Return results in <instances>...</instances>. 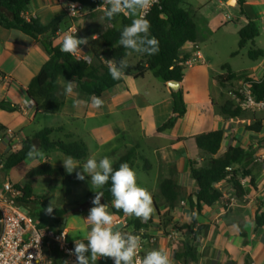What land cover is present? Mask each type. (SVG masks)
<instances>
[{"label": "crops", "instance_id": "crops-1", "mask_svg": "<svg viewBox=\"0 0 264 264\" xmlns=\"http://www.w3.org/2000/svg\"><path fill=\"white\" fill-rule=\"evenodd\" d=\"M214 1L216 0H199L197 7L191 4L195 18L203 16L208 25H214L215 18L211 5ZM228 1L217 0L223 7L230 6ZM244 1L243 8L250 19H264V0ZM47 4H49L48 0H41L40 9L49 7ZM236 5H238L237 0ZM39 11H32L30 8L28 12H25V16L28 19L38 17ZM244 20L247 21L246 18ZM41 21L47 23L43 19ZM196 23L199 28L198 42L186 44L182 48L183 54L190 55V59H194L195 46H198L201 55V59H195L194 66L188 67L183 79L187 113L178 120L173 130L167 133H160L158 129L173 112L174 100L168 84L164 81L158 83L156 80L159 78H156L152 72L154 81L149 83H146L149 72L144 78L125 77L121 85L105 93L102 99L104 105L100 109L88 106L74 107V101L77 99L86 101L88 105L91 104V99L79 97L76 86H74L76 95H66L67 82L74 80L60 77L57 94L64 100L63 107L55 114L38 110L34 102L27 97L26 91L43 65L50 60V55L40 40L32 39L19 30H6L0 27V101L19 105V111L13 113L0 110V123L25 138L29 135H25L24 130L38 122L41 117L60 116L63 119L61 124L46 128L54 130L51 135L54 141L62 140L68 143L83 141L87 145L88 157L78 161L81 166L89 157L99 160L105 156L109 157L114 164L133 148L136 150V157L131 168L134 171L136 168L139 172H144L147 180L155 182L150 187V191L159 190V184L170 178L171 168L177 170V178L183 192V203H188V197L197 192V183L190 177V162L196 161L200 165L204 160V155L197 147L194 138L201 133L225 130L226 138L220 154L224 153L230 145L240 144L244 147L250 158L246 159L242 166H247L252 172L256 188L250 186V177L244 179L243 184L246 186L247 194L243 200H238L233 197L230 184H219L218 187L223 191L224 196L230 198L212 208L206 207L202 215L197 218V225L192 234H195L194 246L198 252V260L192 264H264V228L257 232L255 225L256 211L264 201V131L261 135L243 131L232 124L233 119L221 116L220 107L226 99L219 102L223 89L217 82V77L226 74V71L222 69L223 66L220 69L216 68L214 62L201 50L204 38L200 25L197 21ZM98 35H95L93 39L98 38ZM256 45L255 40L253 48L262 49ZM84 52L94 56L87 47ZM256 62L258 64L252 70L260 72L264 68V62L261 59ZM103 117L109 118L110 121L101 123L102 120L99 121V119ZM114 126L117 130L112 128ZM36 132L31 131L33 135ZM90 144L93 152H91ZM38 150L43 153V157L33 158L35 160L33 168L41 164L63 168L64 178L69 179V184L76 183V176L68 174L63 164L55 162L53 155L58 154L57 152ZM85 178L89 177L86 175ZM140 186L149 190L143 182ZM64 192L66 195L70 193L66 189ZM180 208H177L175 220ZM126 217V215L114 216L113 229H117L115 226L117 220H126ZM189 217L191 221V216ZM190 221L183 224H189ZM241 225L248 233L246 240L240 235ZM59 227L57 225L46 229L56 232ZM66 231L69 234V231ZM84 238L71 239L75 241ZM149 238L145 242L146 252L163 249L169 253L173 264L181 263L174 258L180 249L177 242L164 239L161 243L159 241L152 243ZM84 241L87 242V240ZM245 241H247L246 244H244ZM171 249L173 255H171ZM98 261V264H105L103 257ZM108 264L111 262L109 261Z\"/></svg>", "mask_w": 264, "mask_h": 264}, {"label": "trees", "instance_id": "trees-1", "mask_svg": "<svg viewBox=\"0 0 264 264\" xmlns=\"http://www.w3.org/2000/svg\"><path fill=\"white\" fill-rule=\"evenodd\" d=\"M69 1L81 3L90 12L106 7L100 6L103 4V0ZM33 2L34 0H0V27L6 30H19L32 39L40 40L50 55V60L43 65L26 91L27 97L34 102L38 110L41 109L48 114H55L61 110L64 100L57 94L60 77H68L76 82V91L79 97L90 98L95 95L103 99L108 90L124 82V78L121 80L112 79L109 75V62L119 64L121 59H127L130 67L125 70V77L144 78L146 73L152 72L156 78L161 79L166 84L168 82H178L180 84L179 89H170L174 100V109L168 120L159 127L158 131L160 133L173 130L178 120L187 113L183 79L188 70L186 62L190 59V55L183 54L182 48L186 44L197 43L199 39V28L195 21L196 18L190 0H159L147 13L146 18L151 23V35L159 42V52L155 55L133 52L130 56L125 57L126 49L119 44V38L122 28L129 25L134 17L120 14L113 20H108L103 11L104 22L111 23L112 26L102 30L98 38L95 39L100 47V52L96 53L95 51L90 64L85 59H79L76 55L61 52L62 41L58 44L54 43L57 33L63 28L61 17H56L47 23H43L38 17L26 18L25 12H28ZM244 3V0H237L241 16L247 19L246 24L238 32L240 38L239 50L244 49L249 43L254 45L261 30L259 21L248 17L243 8ZM253 45L248 52V57L253 61L263 59L264 52L262 49H255ZM237 54L238 51H235L232 56ZM131 57L138 58V61L132 63L130 61ZM230 68V65H224L222 69L226 71V74L217 77V82L223 89H226L229 83L237 78V74ZM244 82L251 90L255 101L261 102L264 100V76L259 79L245 77ZM18 106L7 101H0V110L8 113L19 111ZM245 113L246 110L237 105L232 98L226 99L220 107L221 116L229 119H242ZM7 130L8 128L0 123V133H5ZM246 131L261 135L264 131V120L254 121L246 127ZM53 132L54 130L51 128H44L37 131L32 137L23 138L21 141L22 148L8 157L4 169L0 171V187L5 182V176L9 171L29 159L27 153L30 145L35 144V140L38 147L45 152L61 151L67 156L74 157L77 161L88 157L89 150L83 141L69 143L62 140L54 141L51 140ZM15 134L17 135V133ZM225 138V130L223 129L201 133L194 138L197 147L204 155V160L200 165L196 161L190 162V177L197 183V192L191 194L187 199L191 216L189 224L179 225L175 220V213L183 198L182 188L177 178L178 172L175 168H171L170 178L158 186L159 194L164 201V211L160 210V204L153 198L154 209L158 214L160 226L164 229L172 227L184 236L180 249L174 255V258L182 264H192L198 260L194 238H191V234L197 225V218L202 215L206 207L212 208L228 199L218 187L219 184H230L232 195L238 200H243L247 194L246 186L242 182L243 179L250 177V186L256 188L252 172L247 166H242V163L250 158L248 151L237 144L235 146L230 145L224 153L220 154ZM135 157L136 150L132 148L118 162L113 164V168L118 169L120 164L124 162L132 167ZM64 176L63 168L41 164L30 170L26 179L31 181L43 177L60 180ZM15 185L18 188H23L25 196L18 203L24 205L27 209L34 210V208L40 206L44 210L49 206L50 203L46 194L33 199L34 191L30 182L23 186ZM110 187L111 181L98 190L104 193L101 203L108 204L109 210L114 216L122 217L125 215L123 211L112 207L114 198L109 190ZM194 196H197L198 203L195 202ZM50 216L59 219L58 225L60 227L57 228V231H60L64 229L62 221L69 216V213L65 209L54 208L53 214ZM255 225L257 232L264 228V201L256 211ZM128 226L136 229L148 227L136 218L130 220ZM39 227H41V224H39ZM240 228V235L246 240L248 233L243 225ZM246 243L247 241L244 242V244ZM51 258L53 264L64 263L63 256L56 245L52 246Z\"/></svg>", "mask_w": 264, "mask_h": 264}, {"label": "rangeland", "instance_id": "rangeland-1", "mask_svg": "<svg viewBox=\"0 0 264 264\" xmlns=\"http://www.w3.org/2000/svg\"><path fill=\"white\" fill-rule=\"evenodd\" d=\"M46 1V0H45ZM44 2V1H43ZM49 4H47L49 7H45L40 9L41 0H34L32 6L30 7L32 11H40L37 13L38 17L43 19V21L49 22L52 21L55 17H61L63 20L62 23V34L56 35L54 39V43L58 44L62 41L63 36L65 35L66 31L70 27L71 24H74L76 28L78 29V35L79 37H88L89 38V44L88 45H81V49L85 50V47L89 48L93 55L96 51V53L100 52V47L96 43L95 39H93V36H97L102 30L111 27V23H105L103 19V11L104 8L100 10H96L93 12L88 11L87 14H84L81 17H78L76 19L69 18L66 15L65 11V4L62 3L61 0H48ZM46 3V2H45ZM190 3L197 7L199 4V0H190ZM212 11L214 14V25H208L205 18L198 17L196 21L200 25L201 33L204 38V42L201 44V50L204 52V54L207 56V58L211 59L216 68L220 69L224 65H230V69L235 71L238 77L234 79L232 82L229 83L228 87L226 89H223L221 98H219V102L224 101L225 99L231 98L229 95V92L232 90H239L244 89L245 77H250L252 79H259L263 77L264 68L260 70V72H254L252 68L258 64V62L251 60L248 57V52L252 47V43H249L246 45V47L242 50H239V30L241 26L245 25L246 22L244 18L240 14V6H221L220 3L216 1L212 2ZM226 5V4H225ZM53 6V7H52ZM52 7V8H51ZM260 24L261 32L260 35L256 38V47L262 48L264 50V19L258 20ZM85 46V47H83ZM238 51V54L235 56H232V54ZM85 53V52H84ZM81 56H84V54L78 53ZM130 61L132 63H136L138 61V58L131 57ZM264 62V59L262 60ZM149 76L146 78V83L154 81V78L151 74V72L148 73ZM158 83H163L162 80L157 79ZM77 85V84H76ZM75 85V86H76ZM147 85V84H144ZM146 87V86H144ZM104 108V107H103ZM101 123H106L110 121L108 118H101L99 121ZM239 120H243V122H239ZM235 120L233 119V125L235 127H239L243 131H246V127L252 124L254 121L257 120H264V111L259 110H248L245 113V116H243L242 119ZM63 119L60 116H45L41 117L38 122L33 123L30 127H28L26 130H24L25 135H29V137H32L33 134L31 131H39L42 130L48 126H55L58 124H61ZM239 122V123H237ZM114 130H117V128L114 126L112 127ZM19 139L22 141L23 136L19 133L17 134ZM54 139L51 137V140ZM19 140V141H20ZM35 145L38 149V143L35 140ZM91 152H93V147L90 144ZM58 154L53 155V158L55 162H60L63 164V159L67 157L63 152L57 151ZM35 160L33 158H29L26 160L23 164L18 165L14 169L8 172V174L5 176V181H10L15 184H19L21 186L25 185L26 183L30 182L33 187L34 196L33 199H36L38 196H44L45 194L48 195L49 203L53 205L54 208L58 209H65L69 216L62 221L64 229L69 231V238H82L86 237L88 232L90 231V225L86 222V218L90 212V209L94 206L91 201L95 197V191L98 189L95 188V186L91 185L90 183V177L85 178V180L80 181L76 179L75 184H69V179L64 178L62 180L57 179H49V178H36L34 180L28 181L26 179L27 173L33 169L35 165ZM263 164V163H260ZM82 171V168H77L73 173L76 176V172ZM135 172L137 174V184L140 186V183H145L148 188L149 192L153 195L154 198L158 201L160 204V210L164 211V201L161 199V196L159 194V190H152L150 191V187H152V184L155 183L154 181L147 180L146 174L144 172H139L135 168ZM68 173V172H67ZM69 174V173H68ZM184 181V180H182ZM184 183V182H183ZM66 190H69V194L66 195L64 192ZM90 193V194H89ZM226 193H228L226 191ZM230 197H228L227 200H229ZM225 200V201H227ZM180 210L178 215L176 216V221L179 223V225H182L183 223H186L187 221H190L189 217V205L186 202H182L180 205ZM25 212H30L32 218L34 219L35 223L38 225L41 224V227L43 228H54L58 225L59 219L57 217H53L50 215L45 214V211L42 210V207L37 206L34 208V210L27 209L26 207L23 209ZM156 212L152 214L151 218L147 222H142L143 224H146L148 227L145 228V235L144 237L146 240L149 238L148 236H154L156 241H163L164 239H169L168 236L172 233L173 238L169 239L172 241L177 242L178 246L182 245L184 236L183 234L170 227L168 229H164L160 226L159 223V217L158 214L156 216ZM134 216H127L126 221L129 222L132 219H135ZM137 219V218H136ZM140 220V219H138ZM141 221V220H140ZM184 225V224H183ZM153 234V235H150ZM191 238H195V234H191ZM72 240V239H71ZM195 240V239H194ZM171 255H173V251L171 249ZM104 259V263L108 264L109 259ZM99 261L96 262L98 264Z\"/></svg>", "mask_w": 264, "mask_h": 264}, {"label": "clouds", "instance_id": "clouds-1", "mask_svg": "<svg viewBox=\"0 0 264 264\" xmlns=\"http://www.w3.org/2000/svg\"><path fill=\"white\" fill-rule=\"evenodd\" d=\"M155 2L156 0H103V4L100 5L106 6L104 14L108 20L126 13L134 17L129 25L122 28L119 38V44L126 49L125 57L133 52L147 55H155L159 52V42L151 35V23L146 18L147 10ZM74 12L75 5L72 6L71 14ZM88 44V37L78 38L75 34L65 33L60 50L70 55L84 54L85 61L90 64L91 53L85 54L80 47ZM129 67L127 59H121L119 64L110 61L109 75L113 80H121L125 78V70ZM74 86V81H68L65 94L76 95ZM90 99V105L86 101L77 99L73 106L100 109L104 105V101L95 95H92ZM27 156L42 158L43 153L33 144L30 145ZM62 161L63 167L69 174L77 168H82V171L76 172V179L83 181L87 175L90 177L91 185L97 189H102L111 181L109 190L114 198L112 207L116 210H122L126 216H134L142 222H147L151 218L155 211L152 194L137 184V174L127 162L121 163L118 169H114L113 161L107 156L99 160L89 157L82 166L72 156H67ZM103 196V191H95V197L91 201L94 206L85 219L91 226L90 231L84 239L75 240L74 249L69 252L76 257L75 264H96L101 257L112 258L115 264H173L169 253L163 249L150 250L140 257L141 236L113 229L114 214L110 212L108 204L101 203ZM44 211L45 214L52 215L53 205L49 204ZM84 240L88 243L85 244ZM65 264L68 262L66 261Z\"/></svg>", "mask_w": 264, "mask_h": 264}, {"label": "built area", "instance_id": "built-area-1", "mask_svg": "<svg viewBox=\"0 0 264 264\" xmlns=\"http://www.w3.org/2000/svg\"><path fill=\"white\" fill-rule=\"evenodd\" d=\"M61 1L65 4L66 15L69 18L76 19L89 11L81 3H74L69 0ZM158 2L159 0H156L154 4ZM73 5H75V12L71 14ZM149 10H147V13ZM62 32V29L59 30L57 35H61ZM66 33L78 35V29L74 24H71ZM195 50L194 59H189L186 62L187 67L194 66L195 59H201L198 46H195ZM76 56L79 59H84V56L80 54H76ZM251 93V90L245 85L244 89L232 90L229 95L237 105L246 111H264V100L261 102L255 101ZM19 140L12 129L0 133V171L4 169L8 157L22 148L21 140ZM243 180L242 182H244ZM24 196L23 188H18L15 183L8 180L0 187V264H53L51 258L53 245L59 248L63 256L64 263L62 264H65L66 261L68 264H75L76 257L69 254L70 250L74 249V240L69 238L68 232L64 229L55 232L39 227L30 212L23 211L25 206L18 203ZM115 226L117 227L116 230L140 235L141 250L139 256L143 257L147 253L145 248L146 238H144L145 228L129 227L128 222L121 219L115 222ZM168 238H173V234L171 233ZM154 240V237L149 238L152 243ZM84 243L87 244L86 241ZM110 262L115 264L112 258H110ZM179 264H182V262Z\"/></svg>", "mask_w": 264, "mask_h": 264}, {"label": "water", "instance_id": "water-1", "mask_svg": "<svg viewBox=\"0 0 264 264\" xmlns=\"http://www.w3.org/2000/svg\"><path fill=\"white\" fill-rule=\"evenodd\" d=\"M228 4L230 6H235L236 5V0H229ZM167 84L171 88V90H177V89L180 88V84L178 82H168ZM194 200H195L196 203H198L197 196H194Z\"/></svg>", "mask_w": 264, "mask_h": 264}]
</instances>
